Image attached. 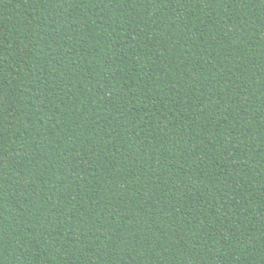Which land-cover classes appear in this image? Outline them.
Wrapping results in <instances>:
<instances>
[{"label":"trees","instance_id":"16d2710c","mask_svg":"<svg viewBox=\"0 0 264 264\" xmlns=\"http://www.w3.org/2000/svg\"><path fill=\"white\" fill-rule=\"evenodd\" d=\"M0 264H264V0H0Z\"/></svg>","mask_w":264,"mask_h":264}]
</instances>
